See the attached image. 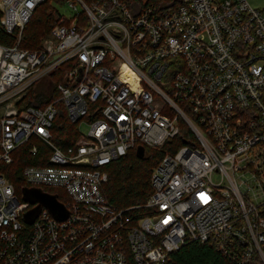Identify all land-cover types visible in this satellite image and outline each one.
Here are the masks:
<instances>
[{
    "label": "built area",
    "instance_id": "1",
    "mask_svg": "<svg viewBox=\"0 0 264 264\" xmlns=\"http://www.w3.org/2000/svg\"><path fill=\"white\" fill-rule=\"evenodd\" d=\"M45 1L0 0L1 26L18 32L15 46L0 45V264H166L188 240L264 264V9L248 0H77L84 20L70 4L76 19L63 18L40 50H22ZM67 61L59 99L22 102ZM59 101L79 123L66 149L53 142ZM181 123L192 143L167 150L146 204L116 209L102 191L107 167L134 148L161 149ZM31 138L50 154L24 168L26 187L61 189L66 219L41 206L24 222L39 203L19 197L6 166Z\"/></svg>",
    "mask_w": 264,
    "mask_h": 264
},
{
    "label": "trees",
    "instance_id": "2",
    "mask_svg": "<svg viewBox=\"0 0 264 264\" xmlns=\"http://www.w3.org/2000/svg\"><path fill=\"white\" fill-rule=\"evenodd\" d=\"M52 0H46L39 5L31 20L26 25L19 48L22 50L38 51L43 44L52 38L53 29L63 20L62 15L51 6ZM58 4L65 3L69 0H54ZM90 6L102 2L103 0H81ZM66 19L70 23L74 18ZM86 14L79 13V20H84ZM2 11L0 10V45L13 47L17 44L18 32L14 34L7 33L1 26ZM73 66V61H67L59 68L49 74L44 81L38 82L30 87L22 102L28 106L45 108L48 104L60 98L57 85L63 83L66 85L67 76ZM57 114L53 122V142L61 149L73 146L80 136L79 123L70 120L67 109L62 101L56 104ZM99 114L89 115V118H97ZM182 130L179 135L161 149L155 150L145 147V155L140 158L137 155V148L128 151L124 156L113 161L108 167L107 172L109 179L103 186L102 191L105 198L118 210L143 207L152 194L151 175L155 167L164 157L167 150L179 149L183 146L184 141L191 140V131L181 123ZM37 146L38 152L34 155L31 151L33 146ZM50 151L45 144L38 138H31L28 142L21 145L13 152V163L6 166L7 175L14 184L19 197L22 199L23 188L26 187L22 172L27 166H39L48 164L47 156ZM45 191V190H44ZM46 191L54 193L59 200H62L61 189L47 188ZM45 191V192H46ZM22 194V195H21ZM139 211V210H138ZM139 212H145L140 208ZM166 264H238L208 243L199 241H186L184 245L176 252L170 255Z\"/></svg>",
    "mask_w": 264,
    "mask_h": 264
},
{
    "label": "water",
    "instance_id": "3",
    "mask_svg": "<svg viewBox=\"0 0 264 264\" xmlns=\"http://www.w3.org/2000/svg\"><path fill=\"white\" fill-rule=\"evenodd\" d=\"M137 155L143 158L145 155V148L140 146L137 149ZM23 200L30 203H39V206L28 212L24 216V222L28 225L34 223L41 211V206H45L50 213L57 219L63 220L68 217V212L63 205H61L56 196L43 192L40 189H28L23 190Z\"/></svg>",
    "mask_w": 264,
    "mask_h": 264
},
{
    "label": "rangeland",
    "instance_id": "4",
    "mask_svg": "<svg viewBox=\"0 0 264 264\" xmlns=\"http://www.w3.org/2000/svg\"><path fill=\"white\" fill-rule=\"evenodd\" d=\"M248 2L251 4L252 7L257 8L259 10L264 9V0H248ZM70 4H76L80 10V12H83V8L81 7L80 3L77 0H69L65 3L58 4L56 1H51V6H53L57 11L62 15L63 17L67 19H71L74 16V12L71 8ZM81 131L85 134L87 132V126L83 124L81 126ZM213 181L215 183L219 182L218 177H213ZM62 194V191L60 192ZM62 198L64 199L63 195Z\"/></svg>",
    "mask_w": 264,
    "mask_h": 264
}]
</instances>
